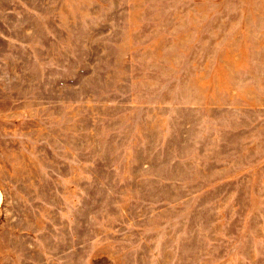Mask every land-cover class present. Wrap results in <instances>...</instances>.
<instances>
[{"label":"rangeland","instance_id":"374dc122","mask_svg":"<svg viewBox=\"0 0 264 264\" xmlns=\"http://www.w3.org/2000/svg\"><path fill=\"white\" fill-rule=\"evenodd\" d=\"M0 264H264V0H0Z\"/></svg>","mask_w":264,"mask_h":264}]
</instances>
